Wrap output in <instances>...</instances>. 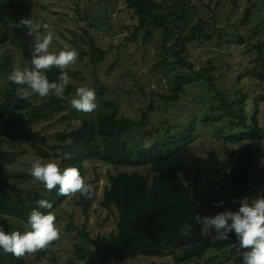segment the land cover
Returning a JSON list of instances; mask_svg holds the SVG:
<instances>
[{
	"label": "trees",
	"instance_id": "1",
	"mask_svg": "<svg viewBox=\"0 0 264 264\" xmlns=\"http://www.w3.org/2000/svg\"><path fill=\"white\" fill-rule=\"evenodd\" d=\"M124 1L127 9L138 20L133 38L137 33L144 32V40L148 41L156 30L162 33L160 48L163 58L154 64V70L171 64L194 70L195 64L190 59L191 46L216 37L203 17L199 16L195 22L192 21L197 8L191 0H174L172 3L158 0ZM1 2L10 17L0 12L3 22L0 28V48L4 46L1 49H5L10 43L11 46L27 51L34 37L28 35L26 27L19 29L13 25L21 18L43 21L35 15L37 0ZM262 6L264 0H261V4L251 1L240 22L234 23V31L226 32L224 28L218 31L232 37L226 43L247 46L246 53L251 56L249 64L231 79V82L235 80V92L218 90L216 78L210 71L202 73L197 79L209 84L217 100L213 104L217 115L207 117L204 122H217V134H221L226 142L241 145L243 151L248 152L245 155L249 158L252 156V147L247 142L264 140V125L260 123L264 94H254L244 89L242 84L251 77L264 89V41L261 39L264 33V13L261 22L251 28L247 38L237 26L245 27L253 23L255 9ZM81 19L86 20L83 16ZM80 28L85 36L69 29L73 39L67 35L63 37L77 48L80 59L89 57L94 75L93 89L103 101L105 110L99 113L98 119L86 117L77 126L73 122L82 117L71 106V100L75 98L76 89L83 86L77 83L85 80L82 70L66 69L70 82L64 89L63 97L50 95L40 98L33 95L27 100H21L16 95L18 85L4 77L12 71L11 48L0 52V79L7 81L0 89V227L8 233L18 231L16 223L12 222L14 219L23 224L20 232L29 231L28 219L34 209L45 214L51 212L56 216L58 224L59 212L64 211L66 203L83 207L87 214L97 200V188L93 189L91 199H85L80 194L61 196L58 195V188L48 192L43 185L23 188L24 184L35 179L29 172L10 173L8 168L18 163L31 148L41 159H56L61 170L69 166L78 168L82 177L91 185L93 182L86 179L87 164L90 162L101 161L118 169L117 173L109 175L100 202L102 207L117 212V229L108 235L96 237H92L85 228L80 229L83 239L95 248L100 264H121L142 257L157 259L168 256L175 264H243V253L246 250L240 247L234 232L229 233L228 239H220L214 229L208 231L206 226L194 220L197 214L206 215L209 203L205 197L197 195L190 185L196 170L193 156L196 121L179 129L166 120L161 126L148 128L142 144L131 146L127 136L134 129L146 127L152 121L153 112L161 109V106L152 99L147 108L140 110L141 118L134 119L122 115L114 103L108 102L107 87L98 74L99 67L106 61L107 51L87 29L83 26ZM81 42L89 47V51ZM112 68L113 65L108 68V74ZM229 68L235 69L234 66ZM46 75L50 82H58L60 69L53 67ZM188 84V81L177 80L167 94H160L164 101L163 108L177 103L186 92ZM65 153H70L71 158L66 159ZM120 168L131 171H119ZM263 171L264 168L261 173ZM230 178L239 205V199L247 197L251 190L249 165L234 163ZM40 199L49 200L53 207L40 209L37 204ZM216 208L219 212L223 211ZM185 223L191 225V230L187 235H181L180 229ZM72 225L71 222L68 228ZM56 242L49 249L35 253L36 259L42 260L51 253ZM84 253L85 249L78 244L77 258H71L65 264H80L77 261L85 260ZM28 257L26 255L16 259L0 249V264H28ZM54 263V260H50V264Z\"/></svg>",
	"mask_w": 264,
	"mask_h": 264
},
{
	"label": "rangeland",
	"instance_id": "2",
	"mask_svg": "<svg viewBox=\"0 0 264 264\" xmlns=\"http://www.w3.org/2000/svg\"><path fill=\"white\" fill-rule=\"evenodd\" d=\"M158 1L174 2V0ZM191 1L197 8L192 21L195 22L199 16L203 17L208 22L210 31L216 34L213 40L196 42L194 46H191L190 59L195 64L194 70L184 69L173 64L154 70V64L163 58L160 48L162 33L156 30L148 41L144 40V32L137 33L133 38L132 35L138 20L127 9L124 0H37L35 15L45 23L50 24L54 29V34L59 36L70 48L77 51V48L65 40L63 35L73 39V35L68 31L72 29L85 36L80 28L83 26L93 35L95 41L107 51L106 61L99 67L98 74L104 86L107 87V101L114 103L122 115L140 119V110L147 108L152 99L161 106V109L153 112L152 121L146 127L134 129L127 136V142L131 146L142 144L145 141L143 137L145 131L155 125H163L166 120L179 129L188 127L192 121H196L197 134L193 143L196 170L192 174L190 185L197 195L200 194L209 202L206 215L214 216L219 212L216 207L223 211L226 209L235 211L240 206L237 204L238 198L230 178V171L234 163L238 162L241 166L249 165L251 190L247 193V197L249 199L262 197L264 173H261V170L264 168V140L256 139L247 142L252 147V156L249 158L245 155L248 152L243 151L241 145L226 142L221 134H217L216 129L219 128L217 122H204L207 117L217 115L214 113L213 107V104L217 102L214 99L215 93L210 91L209 84L199 82L197 79L202 73L210 71L212 76L216 78L215 84L218 90L235 92V80L231 82V79H234L238 72L249 64L251 56L246 53L247 46L226 43L232 37L225 35V33H218V31L223 28L226 32L234 31V23L240 22L245 8L251 5V1L261 4V0ZM6 11L7 9L0 0V12L9 18L10 16ZM263 13L264 6L256 8L253 23L245 27L237 26L246 38L249 36L251 28L261 22ZM82 16L86 20H82ZM2 25L3 22L0 18V28ZM41 34L46 33L43 30ZM261 39L264 41V33ZM32 45L27 51L16 46L11 47L12 71L17 68L21 70L32 69ZM81 45L85 44L82 43ZM61 49L62 45L54 40L50 51L58 52ZM86 50L89 51L88 46H86ZM3 61L4 59L1 63ZM111 65L113 68L108 74L107 70ZM230 66H234L235 69L232 70L229 68ZM69 68L82 70L85 80L77 83L93 88L94 75L88 56L84 59L78 57L76 63ZM11 72L4 75L7 81H10L8 76ZM177 80L188 81L186 92L181 95V99L177 103L171 104L168 108H163L164 101H162L160 94H167ZM6 82L0 79V89ZM242 86L246 90L253 91L254 94H264V89L251 77H248ZM97 103L98 108L93 113L84 114L80 112L82 118L74 121L73 125H79L80 121L86 117L98 119L99 113L105 110V106L98 96ZM260 123L262 126L264 125V102L261 104ZM225 136L227 135L225 134ZM37 159L58 164L56 159L39 158L35 151L30 148L29 153L21 157L19 162L9 167L8 170L10 173L29 172L33 161ZM117 171L118 169L114 166L101 161L87 164L86 179L93 182V189L97 188L98 190L96 202L87 214H85L83 207L66 203L64 211L59 212L60 220L57 224L61 231L60 240L56 242L51 253L42 260H37L36 254L29 255L28 264H50V260H54V264H65L67 260L77 258L76 246L78 244L85 249V260L77 261L78 263L100 264L95 248L83 239L80 229L85 228L92 237L108 235L117 229V212L108 210L100 204L105 186L109 181V175L115 174ZM119 171H131V169L120 168ZM37 185L43 184L37 180H32L24 184L23 188ZM221 200H224L225 203L218 206ZM233 201L237 202L234 203ZM12 220L16 223L18 231L23 230V224ZM71 222L73 225L68 228ZM206 229L211 230L208 227ZM121 264L175 263L168 256L157 259L142 257Z\"/></svg>",
	"mask_w": 264,
	"mask_h": 264
},
{
	"label": "clouds",
	"instance_id": "3",
	"mask_svg": "<svg viewBox=\"0 0 264 264\" xmlns=\"http://www.w3.org/2000/svg\"><path fill=\"white\" fill-rule=\"evenodd\" d=\"M14 28L26 27L28 35L34 37L32 45V69L13 70L8 79L18 85L16 95L21 100H27L33 95L45 98L50 95L63 97L64 89L70 82L66 69L74 65L78 59V52L70 48L59 36L54 34L53 27L43 21L33 18H21L13 25ZM41 29L44 33L41 34ZM62 45L58 52L50 51L53 41ZM0 49V52L10 49ZM53 67L60 69L58 82H50L46 73ZM71 106L78 112L91 114L98 108L96 92L93 88L81 86L76 89L75 98ZM70 159L71 154L65 153ZM35 180L41 182L44 188L51 192L58 188V195H82L91 199L94 195L93 186L86 182L80 170L76 167H65L61 170L56 162L33 161L28 170ZM234 203L237 201H233ZM221 200L218 206L223 205ZM40 209H51L52 203L47 199L37 201ZM238 210L220 211L214 216L197 214L194 220L197 224L214 229L220 239H228L229 233H235L243 253V264H264V197H244L239 199ZM29 231L6 232L0 227V249L16 259L32 255L49 249L54 242L60 240L61 231L56 224V216L51 212L45 214L34 209L28 219ZM191 225L185 223L180 229L181 235H187Z\"/></svg>",
	"mask_w": 264,
	"mask_h": 264
}]
</instances>
